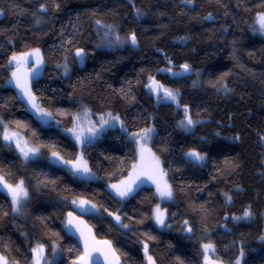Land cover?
Segmentation results:
<instances>
[{
  "label": "trees",
  "instance_id": "16d2710c",
  "mask_svg": "<svg viewBox=\"0 0 264 264\" xmlns=\"http://www.w3.org/2000/svg\"><path fill=\"white\" fill-rule=\"evenodd\" d=\"M262 13L264 0H0V120L42 149L26 163L0 135V174L12 185L24 180L29 197L15 214L0 192V254L9 264H32L37 245L44 264H75L82 250L65 223L76 199L97 206L87 222L124 264H147L145 244L156 264H203L206 243L215 246L214 262L236 264L243 251L242 264H264V37L254 26ZM35 49L44 72L33 90L52 114L48 125L28 115L8 85L12 56ZM78 50L86 55L81 71ZM150 78L177 92L179 106L153 95ZM185 108L192 126L180 124ZM100 111L119 121L101 128ZM78 123L96 181L48 161L53 152L77 158L68 129ZM148 128L147 138H135ZM139 140L163 159L173 191L162 204L163 230L154 224L152 187L125 202L109 191L138 162ZM194 151L202 162L188 157ZM246 211L249 218L235 219Z\"/></svg>",
  "mask_w": 264,
  "mask_h": 264
},
{
  "label": "snow or ice",
  "instance_id": "6c2138e0",
  "mask_svg": "<svg viewBox=\"0 0 264 264\" xmlns=\"http://www.w3.org/2000/svg\"><path fill=\"white\" fill-rule=\"evenodd\" d=\"M186 2L191 3L192 0H186ZM41 10L44 11L46 9H44L42 7ZM97 23L99 24V21H97ZM257 23L260 25V30L264 31V13H262L258 16ZM128 39L130 40V42L133 45H135L137 42L135 34H132L130 37H128ZM116 40L119 41L120 37L117 36ZM75 54L78 57L84 56L83 50H78ZM30 57L35 58L37 66H39L40 64L43 63L42 57L40 56L39 49H35L29 53H23L20 55H13L11 60L9 61V64L15 63L17 66V71H14L12 73V76L16 82V86L21 89L22 98L27 101V103L34 110L35 114L41 119H44L46 117H51L52 114L45 111L43 108H41V106L37 102L36 96L33 95V93L31 92V89L29 86L31 74L21 75L19 72L20 66L22 64H26ZM183 71H185V72L190 71L189 65H187V64L183 65ZM150 80H151V82L148 85V87L152 91H154L158 97L162 95L163 98L170 100L172 102H175V103H177V106H179L178 93L177 92H174L171 89L164 88L163 85L159 84L154 79L150 78ZM108 116L110 119H105L103 116L100 117L101 128H103L105 125H107L109 123H114L116 121H119V117H114L110 113L108 114ZM79 119L80 118L77 117V121H79ZM194 123H196V122L188 115V110H187V108H185V119L180 122L181 126H192V125H194ZM0 125H3L2 120H0ZM68 131L71 134H73V136L75 137L77 142H79L81 144L84 142V137L82 136V133L79 130V123L77 124L76 127L72 128V129H68ZM88 131L90 133V136L94 137L99 130L95 129V127H92L90 129H88ZM152 131L153 130L151 128L145 129L142 134H139V133L135 134V138L136 139H145L149 136V134ZM3 139L5 141H9V142L14 141L16 148L20 151V153L22 154V156L25 160H28L31 157H35L38 154V151H39L38 149L28 147L26 142L22 143L21 140L17 137V133L9 132L7 130V126H4ZM143 153H144V149L141 148V159L142 160H143ZM52 155L55 158L56 162L62 163L65 165H70V168L74 174H78V175L83 176V177H89V178L92 177L91 169L88 167V163L86 160H84L82 155L79 158H77L74 162L64 160L56 152H53ZM188 155L197 161H203L205 158L199 152H195V151L188 153ZM134 171H135V169H134ZM151 171H152L153 175H149L148 176L149 179H152L153 176L162 177L163 175H165L163 170L160 168L159 160L155 159V158H154V164H153ZM135 182H136V178L130 177L128 181H122L121 182V184L125 185V187L121 188L118 185H112L111 187L115 190V192L118 196L123 198V197H127V196L131 195V193L134 191L133 185L135 184ZM154 183H156L157 193L159 194V196L162 199L163 198H167L169 200L172 199V196H173L172 188L170 185L167 184L166 181L162 182L161 180H154ZM0 188L7 190V192L11 195L12 204L14 206V211H19L21 202L25 201L28 198V190L25 187L24 180H19L15 185H12V184L8 183L7 179L5 178V175L0 174ZM228 199L230 200L231 197H228ZM73 203H76V201H73ZM85 203H86L85 201H81L80 206L83 207L85 205ZM92 207L94 208L95 205H92ZM109 214L111 215V213H109ZM69 215L71 216V214H69ZM251 215L252 214L250 211H246L244 213V217H236L235 219L249 218ZM115 219L118 222L120 221L119 216H116ZM154 219H155L156 223L158 225H160L161 227L166 226V224H165V219H166L165 212L161 211L159 206H157V208L155 209ZM68 224L72 225L73 221L71 219H69ZM184 224L186 227V231L191 232L192 229L190 226H188V222L185 221ZM122 226L128 227V225H126V224L122 225ZM81 235L83 236V233H81ZM261 239L264 240V237H261ZM95 243H97V242H95L94 238H93L92 251H101L100 248H96L94 246ZM102 243L104 245V248L107 250V254H109L113 257L111 260H109V264H120L119 258L115 256V249L112 248L111 243L109 241H103ZM202 247H203V252L205 255V264H215V262L212 261L208 256L209 252L215 253V246L212 243H206ZM89 248H90L89 241L87 238H85L84 254L79 257L78 261H76L75 264H92V255H91V251H89ZM31 251L33 253L34 264H42V261H44V247L42 245H37ZM144 252H145V255H146V258H147L149 264H156V262L153 260V258L151 256L147 255V253H148L147 244L144 245ZM241 257H243V251H241ZM0 264H9V260H8L6 255L0 254ZM45 264H47V262H45ZM236 264H240V261L237 260Z\"/></svg>",
  "mask_w": 264,
  "mask_h": 264
},
{
  "label": "rangeland",
  "instance_id": "374dc122",
  "mask_svg": "<svg viewBox=\"0 0 264 264\" xmlns=\"http://www.w3.org/2000/svg\"><path fill=\"white\" fill-rule=\"evenodd\" d=\"M0 17H2L1 16V14H0ZM254 26H255V32L256 33H258V34H260V35H258V36H260V37H264V31H262V30H260V25L257 23V19L255 20V22H254ZM33 50H30V51H27V53H29V52H32ZM39 51H40V56L42 57V53H41V50L39 49ZM17 55H20V54H17ZM42 60H43V63L42 64H40L39 66H37V63H36V60H35V58H32V57H30L29 59H28V61H27V63L26 64H22L21 66L22 67H24V68H31V75L36 79V80H38L42 75H43V72H44V59H43V57H42ZM10 67L12 68V69H15V68H17V66H16V64L15 63H12V64H10ZM163 101H165L166 103H168V102H170L169 100H167V99H164L163 98ZM83 109H81V111H82ZM34 111V110H33ZM34 114H35V112H34ZM81 112H78V114H76V120H77V117H81ZM99 114L100 115H103V117H106L107 119H108V116L106 115V113L105 112H103V111H100L99 112ZM88 115H90V114H88L87 113V111H85L84 112V116L86 117V116H88ZM115 117H117L116 115H115ZM35 119L38 121V122H41L42 124H49L51 121H50V117H46V118H44V119H41V118H39L36 114H35ZM110 119V118H109ZM4 126H7L5 123H3V125H0V135H2V137H3V132H4ZM7 130L9 131V132H15V133H17V137L21 140V142L22 143H27V146L28 147H30V148H35V149H38L39 151H38V154L35 156V157H31V158H29L28 160H25L24 158H23V156H22V154L20 153V151L16 148V146H15V142L13 141V142H9V141H5V143L7 144V145H13L14 146V148H15V150L17 151V153L19 154V155H21V157H22V159L24 160V162H31V160H36V159H40L41 158V156H42V149L41 148H39V147H37L34 143H30V141L28 140V139H26V137L22 134V133H18V132H16V131H14V130H12L9 126H7ZM139 143L137 144V146H136V150H138V162L131 168V172H130V174H129V176L127 177V178H125V179H123V180H121V181H119L117 184H112V185H118V186H120L121 188H123V187H125V185H122L121 184V182L122 181H128L129 180V178L130 177H135L136 178V182H135V184L133 185V188H135V187H137L136 189H134V191L131 193V195H129V196H127V197H120V196H118L117 194H116V192H115V190L111 187L112 185H110L109 186V191L117 198V199H119L121 202H125V201H127L128 199H130V197L133 195V194H135V192L136 191H138L139 189H140V187H142V186H148V187H152L153 189H154V191L156 192V197H157V200H158V202H159V208L160 209H162V204L163 203H169V202H171L172 200H173V196H172V199H167V198H161L160 196H159V194L157 193V186H156V183H154V180H161L162 182L163 181H166L167 182V184L168 185H170L169 183V180L167 179V177H166V174L165 175H163L162 177H159V176H153V178L152 179H149L148 178V176L149 175H153L152 174V171H151V169H152V167H153V164H154V158L155 159H158L159 160V162H160V168L163 170V163H162V160L163 159H161V157H159L156 153H155V151H154V149H152V147H151V144H150V142H149V140H147V142L146 141H143V140H139L138 141ZM141 148H143L144 149V153H143V160L141 159ZM79 154H78V156H77V158H79L81 155L83 156V158H84V160H86L85 159V157H84V152H83V147H82V145L80 144V146H79ZM59 155V154H58ZM60 156V155H59ZM188 157L189 158H191L192 160L194 159V158H192V157H190L189 155H188ZM76 158V159H77ZM75 159V160H76ZM65 160V159H64ZM74 160V161H75ZM195 160V159H194ZM48 161H49V163L50 164H52V165H55V166H57V167H59V168H61V169H66V170H69L72 174H74L73 173V171L71 170V168H70V165H65V164H62V163H58V162H56L55 161V158L53 157V155L51 154L49 157H48ZM73 161V162H74ZM199 162H202V161H199ZM88 167H89V163H88ZM134 169H135V171H134ZM163 172H164V170H163ZM92 173V172H91ZM165 173V172H164ZM74 176H76L79 180H83V181H96L97 180V177H96V175L94 174V173H92V177L91 178H89V177H83V176H80V175H78V174H74ZM0 192H3L8 198H10L11 199V201H12V198H11V195L7 192V190H5V189H3V188H0ZM173 192V191H172ZM29 198V197H28ZM28 198L25 200V201H22L21 202V205H20V210L19 211H14V213L15 214H21L22 213V210H23V205H25V203L27 202V200H28ZM73 201H76V203H73ZM81 201H85V200H82V199H76V200H72L71 201V206H72V208H73V211H74V213L77 215H79V216H83V217H88V215H95V214H97V212H98V208H97V206L95 205V207L93 208L92 207V203H90L89 201H85L86 203H85V205L83 206V207H81L80 206V202ZM157 208V207H156ZM155 208V209H156ZM13 209H14V206H13ZM154 224H156L160 229H163L164 227H161L160 225H158L157 223H156V221H155V219H154ZM264 237V236H263ZM262 241H264V240H262ZM202 252H203V248H202ZM203 254H204V252H203ZM147 255H149V253H147ZM150 256V255H149ZM208 256H209V258L210 259H213V258H215L214 257V254L212 253V252H209V254H208ZM239 261H240V264H242L241 263V260H242V257L240 256V259H238ZM216 262H215V264H223L222 262H220L219 260L217 261V260H215ZM32 264H34V258H33V260H32ZM42 264H44V261H42ZM147 264H149V262H148V260H147ZM203 264H205V255H204V262H203Z\"/></svg>",
  "mask_w": 264,
  "mask_h": 264
},
{
  "label": "water",
  "instance_id": "95a60500",
  "mask_svg": "<svg viewBox=\"0 0 264 264\" xmlns=\"http://www.w3.org/2000/svg\"><path fill=\"white\" fill-rule=\"evenodd\" d=\"M74 56H75L76 65L78 66L79 71L83 70L85 68L84 64H85L86 55L84 54L83 57H78L75 54ZM14 71H17V68H15L11 72V75L8 79L9 80L8 81L9 88L15 92L16 97H17V101H19L25 107V112H27L28 115L30 114L31 117H35L34 111L31 108V106L27 103V101L25 99L22 98L21 89L16 86V82L12 76V73ZM19 72L21 75L31 74V68H28V67L24 68V67L20 66ZM35 80L36 79L31 75L29 86H30V89H31V92L33 93V95H34L33 84H34ZM154 80L156 81V79H154ZM149 90L153 95L157 96L155 94V92L152 91L150 88H149ZM37 102L39 103L38 100H37ZM39 105L41 106V104H39ZM172 105H174V103H172ZM187 110H188V115H189L190 110L189 109H187ZM189 116L191 117V115H189ZM204 123L205 122L202 121V122L195 124V126L199 127V126H202V124H204ZM88 134L90 135L89 131H88ZM88 138H89V136H87V137L84 136V141H87ZM69 214H71V216ZM66 217H67V219H66L65 226L67 228L68 235L70 238H72L77 243L79 248L82 250V255L84 254V250H85V238H87L89 241V245H90L89 251H91V255H92V264H109V260H111L113 257L111 255L107 254V250L104 248V245L102 243L103 241H108V240H102V239L98 238L96 236L95 230L93 229V227H91L89 225V223L87 222V219L85 217L79 216L78 214L76 215L74 212H69ZM69 219H71L73 221L72 225L68 224ZM81 233H83V236L81 235ZM93 238H94V241L97 242V243H95L94 246L96 248H100L101 251H92ZM110 243H111V241H110ZM111 245H112V243H111ZM112 248L115 249V247H113V245H112ZM115 256L119 258L120 264H124L123 259L119 257L116 250H115Z\"/></svg>",
  "mask_w": 264,
  "mask_h": 264
},
{
  "label": "crops",
  "instance_id": "0c3cea01",
  "mask_svg": "<svg viewBox=\"0 0 264 264\" xmlns=\"http://www.w3.org/2000/svg\"><path fill=\"white\" fill-rule=\"evenodd\" d=\"M136 188H137V187H135L134 189H136ZM161 211H162V209H161ZM154 212H155V210H154ZM154 212H153V213H154ZM165 216H166V215H165ZM165 221H166V219H165Z\"/></svg>",
  "mask_w": 264,
  "mask_h": 264
},
{
  "label": "clouds",
  "instance_id": "9594fccd",
  "mask_svg": "<svg viewBox=\"0 0 264 264\" xmlns=\"http://www.w3.org/2000/svg\"><path fill=\"white\" fill-rule=\"evenodd\" d=\"M84 142H86V141H84ZM84 142H83V143H84ZM83 143H82V144H83ZM138 143H139V142H138ZM138 143H137V144H138ZM80 144H81V143H79V145H80Z\"/></svg>",
  "mask_w": 264,
  "mask_h": 264
}]
</instances>
